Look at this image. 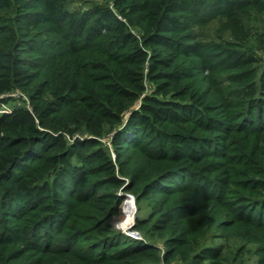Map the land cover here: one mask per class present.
Instances as JSON below:
<instances>
[{
	"label": "trees",
	"instance_id": "16d2710c",
	"mask_svg": "<svg viewBox=\"0 0 264 264\" xmlns=\"http://www.w3.org/2000/svg\"><path fill=\"white\" fill-rule=\"evenodd\" d=\"M263 16L264 0H0V102L27 100L0 113V264H224L200 199L208 229L227 211L239 238L264 233ZM223 18L229 37L201 36ZM128 192L148 200L142 237L121 231Z\"/></svg>",
	"mask_w": 264,
	"mask_h": 264
},
{
	"label": "rangeland",
	"instance_id": "374dc122",
	"mask_svg": "<svg viewBox=\"0 0 264 264\" xmlns=\"http://www.w3.org/2000/svg\"><path fill=\"white\" fill-rule=\"evenodd\" d=\"M96 1H109L110 0H96ZM82 6V5H81ZM84 6V5H83ZM264 17V16H263ZM228 19L223 18L221 20L214 19L210 23H208L205 27L200 28L201 33L205 36V38H212L214 39L217 35L223 34L224 37H229V31L232 28L230 22H226ZM252 24L254 26L257 24L255 21H252ZM256 27V30H259ZM261 34L264 35V29L261 30ZM254 34H252V37ZM259 36V35H258ZM262 42L260 45L254 47V52L256 55L260 58V64H264V37L261 38ZM218 40V38H217ZM149 87V86H148ZM147 87V88H148ZM149 91V89H148ZM11 99L7 103H5V106L7 108H11L13 105H17L19 103H22V100L25 99L26 103L27 100L24 98L19 91H13L10 94H8ZM9 97V98H10ZM4 109V105L0 104V110ZM103 142L104 144H108L109 142V135H105L103 137ZM141 159L137 160V163H140ZM120 193V191H118ZM134 195L130 192L124 194V199H123V205H122V212L124 215V225L122 226L121 231L126 232L128 230H133V223L135 222V216L137 213L139 215H147L149 211V204L148 200H142L141 202H137L134 198V212L132 217V203L129 200V204L126 205L125 208V203L128 199H130V196ZM194 197H199L196 194H193ZM196 198H194V202ZM201 205L203 207V210L199 213V215L194 219L195 224H193L196 227V233L198 234V237L200 238V241H203V243H215L218 245H221L223 247V261L224 264H250L251 262L259 259L260 257H263V253L259 252V249H262L264 247V233L263 232H257L255 226H252L251 233L246 240L239 238V234L242 231V229H238V223L231 225V221L235 223V219H233V215L225 211V213L222 216L216 215L217 216V225H214L212 228L208 229V219L211 217L214 207L211 206L212 202H203L201 199L200 201ZM130 206V207H128ZM128 207V208H127ZM127 213V216H126ZM131 213V215H129ZM217 214V213H216ZM128 229V230H125ZM136 231V230H135ZM139 235V237H142L141 233L136 231ZM157 243H160V240H157ZM241 245H244V248L241 252H238V249ZM170 264H182L181 260L179 259H174Z\"/></svg>",
	"mask_w": 264,
	"mask_h": 264
},
{
	"label": "built area",
	"instance_id": "2783aa9c",
	"mask_svg": "<svg viewBox=\"0 0 264 264\" xmlns=\"http://www.w3.org/2000/svg\"><path fill=\"white\" fill-rule=\"evenodd\" d=\"M21 95H22L24 98H26L22 93H21ZM0 104H1V105H4V109H1V110H0V113L11 111V108H10V107L7 108V107L5 106V103L0 102ZM128 196H130V195H128ZM125 230H128V229H125ZM125 234L130 235V236H133V237H137V238L139 237L138 233H137L135 230H132V231H131V230H128V231L125 232Z\"/></svg>",
	"mask_w": 264,
	"mask_h": 264
},
{
	"label": "bare ground",
	"instance_id": "6f19581e",
	"mask_svg": "<svg viewBox=\"0 0 264 264\" xmlns=\"http://www.w3.org/2000/svg\"><path fill=\"white\" fill-rule=\"evenodd\" d=\"M129 200L130 199H128L127 201H126V203H125V208H126V205H128L129 204ZM131 201V200H130ZM131 203H132V201H131ZM128 207H130V206H128ZM127 207V208H128ZM133 212H134V206H133V203H132V215H133ZM129 215H131V213H129ZM126 216H127V213H126Z\"/></svg>",
	"mask_w": 264,
	"mask_h": 264
},
{
	"label": "water",
	"instance_id": "95a60500",
	"mask_svg": "<svg viewBox=\"0 0 264 264\" xmlns=\"http://www.w3.org/2000/svg\"><path fill=\"white\" fill-rule=\"evenodd\" d=\"M130 200L132 201L133 206H134V197L132 195H130ZM132 217H134V215H132Z\"/></svg>",
	"mask_w": 264,
	"mask_h": 264
}]
</instances>
